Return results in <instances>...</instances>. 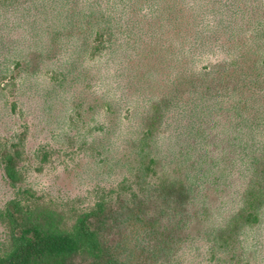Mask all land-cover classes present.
Listing matches in <instances>:
<instances>
[{
	"label": "trees",
	"instance_id": "obj_1",
	"mask_svg": "<svg viewBox=\"0 0 264 264\" xmlns=\"http://www.w3.org/2000/svg\"><path fill=\"white\" fill-rule=\"evenodd\" d=\"M68 48L69 66L85 54L118 60L122 92L103 106L107 140L128 103L142 106L120 159L101 151L134 172L135 182H120L133 197L119 210L99 200L69 217L26 191L5 207L0 264H173L188 209L198 204L194 217L205 216L210 193L233 204L210 232L224 237L220 247L234 250L232 235L264 226V0H0V50L25 49L15 65L35 74ZM67 68L60 81L79 64ZM0 161L10 184L21 183L18 145H0Z\"/></svg>",
	"mask_w": 264,
	"mask_h": 264
},
{
	"label": "rangeland",
	"instance_id": "obj_2",
	"mask_svg": "<svg viewBox=\"0 0 264 264\" xmlns=\"http://www.w3.org/2000/svg\"><path fill=\"white\" fill-rule=\"evenodd\" d=\"M68 50L41 63L35 74L24 71L21 59L20 64H14L25 49L9 55L0 50V145H18L22 174L21 183L11 185L0 161V250L7 245L9 235L5 207L11 200L27 196L26 191L37 194L69 217L99 200L119 210L123 200L129 202L133 197L120 182L123 178L135 182L134 172L128 173L122 161L107 162L101 151L109 148L120 159L121 152L116 150L126 147L127 140L137 134L140 118L136 112L142 106L128 103L121 111L115 133L107 140L105 131L110 118L103 106L111 96L122 92L115 76L118 60L82 55V62L72 64H79V68L69 71L66 80L60 81L66 66L68 70L72 68L69 62L75 57ZM8 56L5 63L3 58ZM220 56V52L205 54L195 60L193 67L198 69L207 60ZM5 66L9 70L5 71ZM96 96L101 100L94 101ZM131 97L138 99V93ZM99 141L104 145L97 147ZM146 181H154V176H148ZM133 191L142 196L139 186H133ZM151 197L154 203V194ZM231 206L230 196L210 193L204 218L194 217L198 204L190 207L193 219L183 231L173 264H241L243 260L264 264V226H245L238 238L232 235L234 250L220 247L224 237H219V232L214 233L216 242L212 239L211 230L229 217Z\"/></svg>",
	"mask_w": 264,
	"mask_h": 264
}]
</instances>
